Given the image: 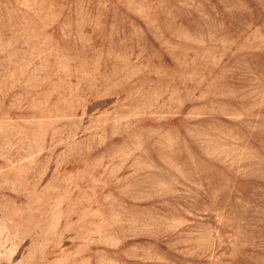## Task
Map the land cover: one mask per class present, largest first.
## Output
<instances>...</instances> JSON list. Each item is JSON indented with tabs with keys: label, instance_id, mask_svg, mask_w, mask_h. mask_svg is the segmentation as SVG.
I'll use <instances>...</instances> for the list:
<instances>
[{
	"label": "rangeland",
	"instance_id": "1",
	"mask_svg": "<svg viewBox=\"0 0 264 264\" xmlns=\"http://www.w3.org/2000/svg\"><path fill=\"white\" fill-rule=\"evenodd\" d=\"M0 264H264V0H0Z\"/></svg>",
	"mask_w": 264,
	"mask_h": 264
}]
</instances>
